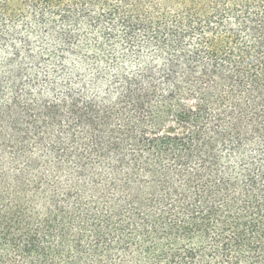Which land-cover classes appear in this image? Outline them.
<instances>
[{"label":"trees","instance_id":"obj_1","mask_svg":"<svg viewBox=\"0 0 264 264\" xmlns=\"http://www.w3.org/2000/svg\"><path fill=\"white\" fill-rule=\"evenodd\" d=\"M0 264H264V0H0Z\"/></svg>","mask_w":264,"mask_h":264}]
</instances>
